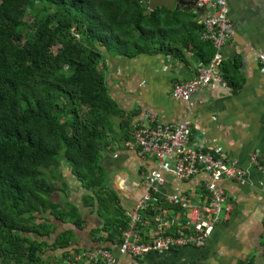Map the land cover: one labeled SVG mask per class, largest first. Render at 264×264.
I'll return each instance as SVG.
<instances>
[{
    "label": "trees",
    "instance_id": "trees-1",
    "mask_svg": "<svg viewBox=\"0 0 264 264\" xmlns=\"http://www.w3.org/2000/svg\"><path fill=\"white\" fill-rule=\"evenodd\" d=\"M196 17L187 5L151 11L139 0H0V264H45L48 251L79 245L81 214L54 200L56 182L66 185L62 163L90 202L116 204L98 153L121 111L106 90L101 50L181 57L189 48L208 62L214 50ZM219 67L234 85L237 64ZM125 226L115 209L90 236L105 230L107 244Z\"/></svg>",
    "mask_w": 264,
    "mask_h": 264
},
{
    "label": "crops",
    "instance_id": "crops-1",
    "mask_svg": "<svg viewBox=\"0 0 264 264\" xmlns=\"http://www.w3.org/2000/svg\"><path fill=\"white\" fill-rule=\"evenodd\" d=\"M226 2L232 36L221 50L220 66L231 69L232 64H237L231 73L232 86L222 76L226 86L209 83L190 102L178 100L171 95L173 84L195 77L197 64L202 62L194 49H182L181 57L141 53L131 58L103 50L100 68L106 90L121 113L110 116L98 155L106 186L117 201L106 208L94 200L90 202L93 194L62 163L66 185L60 180L56 182L59 192L54 200L60 206L66 202L76 206L81 214L85 223L78 232V246L91 245L88 236L102 228L105 221L112 220L115 209L124 216L143 194L142 174L155 167V162L127 143L132 137V125L145 120L148 112H154L164 123H188L192 142L222 146L225 155L235 158L247 174L242 181L219 182L226 190L227 201L219 223L203 246H183L164 254H149L141 260L125 257L122 264H264V79L257 61V54L264 53V0ZM190 8L196 13L193 20L197 22L209 14L207 8H202L200 15ZM218 69L222 75L223 71ZM165 178L163 193L189 194L208 176L198 174L181 182L166 173ZM163 209L178 212L171 206H154L149 213L157 215ZM150 221L148 216L146 226ZM70 224L60 222L59 226ZM105 232L102 229L94 232L93 238L101 239ZM48 254L47 258L51 256L55 264L62 251H48Z\"/></svg>",
    "mask_w": 264,
    "mask_h": 264
},
{
    "label": "built area",
    "instance_id": "built-area-1",
    "mask_svg": "<svg viewBox=\"0 0 264 264\" xmlns=\"http://www.w3.org/2000/svg\"><path fill=\"white\" fill-rule=\"evenodd\" d=\"M195 1L197 6L209 10L206 17L198 20L200 39L209 41L214 52L208 62L197 64L195 77L173 84L172 97L186 102L209 83L226 86L218 68L222 61L221 50L232 36L226 0ZM257 61L264 79L263 52L257 54ZM190 135L188 123H164L154 112H148L145 120L134 123L127 144L152 158L155 167L142 174L143 194L124 213L126 226L107 244L103 241L107 236L105 232L93 247L70 248L55 264H122L125 257L141 260L149 254H164L183 246H203L226 205L227 193L219 182L222 179L242 181L247 172L235 158L225 155L222 146L194 143ZM253 158L255 160L256 156ZM166 173L181 182L198 174H207L208 179L200 182L192 193L165 194L161 188L166 182ZM262 190L264 193V186ZM154 206H171L178 212L163 209L157 215L150 214ZM148 216L151 221L146 226Z\"/></svg>",
    "mask_w": 264,
    "mask_h": 264
},
{
    "label": "water",
    "instance_id": "water-1",
    "mask_svg": "<svg viewBox=\"0 0 264 264\" xmlns=\"http://www.w3.org/2000/svg\"><path fill=\"white\" fill-rule=\"evenodd\" d=\"M147 5V8L149 10H154L157 7H166L167 9L171 10L174 7H176L177 5H189L191 7H193L198 14L200 15L202 12V8L196 5V1L195 0H145L144 2ZM62 158H64V156L62 155ZM66 227H73L72 224L66 226ZM90 244L91 245H86V247H93L96 245V241L92 239L91 236H88Z\"/></svg>",
    "mask_w": 264,
    "mask_h": 264
},
{
    "label": "rangeland",
    "instance_id": "rangeland-1",
    "mask_svg": "<svg viewBox=\"0 0 264 264\" xmlns=\"http://www.w3.org/2000/svg\"><path fill=\"white\" fill-rule=\"evenodd\" d=\"M103 49V48H102ZM104 50V49H103ZM103 50H101L103 52ZM47 175V174H46ZM46 178H48L50 180L51 177H48V175L46 176ZM62 227V226H59V228ZM48 252L44 255V258L47 259L46 260V263L45 264H52V257L50 256V258L48 259L47 256H48Z\"/></svg>",
    "mask_w": 264,
    "mask_h": 264
}]
</instances>
